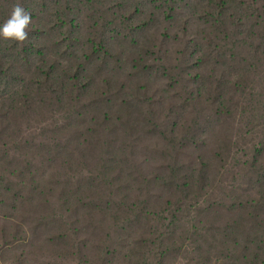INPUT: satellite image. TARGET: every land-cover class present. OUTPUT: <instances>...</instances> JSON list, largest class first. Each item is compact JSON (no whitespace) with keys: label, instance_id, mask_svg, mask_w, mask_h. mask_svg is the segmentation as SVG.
Segmentation results:
<instances>
[{"label":"rangeland","instance_id":"rangeland-1","mask_svg":"<svg viewBox=\"0 0 264 264\" xmlns=\"http://www.w3.org/2000/svg\"><path fill=\"white\" fill-rule=\"evenodd\" d=\"M58 1L0 0V25L3 6L31 15L22 45L0 38V264H264V169L238 147L253 108L240 128L219 114L242 116L264 70L238 78L221 50L233 33L216 32L207 0H173L178 14L164 0ZM123 39L132 57L111 58ZM105 95L113 116L97 120ZM45 109L70 118L44 122ZM41 126L48 148L35 152L26 142ZM65 143L68 168L54 153Z\"/></svg>","mask_w":264,"mask_h":264},{"label":"trees","instance_id":"trees-1","mask_svg":"<svg viewBox=\"0 0 264 264\" xmlns=\"http://www.w3.org/2000/svg\"><path fill=\"white\" fill-rule=\"evenodd\" d=\"M199 1V0H198ZM53 3L56 2V6L59 4L58 0H52ZM200 2V1H199ZM208 6L211 8L210 12H212L213 17L212 21L219 23L220 28L216 30L217 33L220 31H223L225 34L228 32L233 33V36L230 37V39L234 42H238L241 38L242 41H239L236 45V47H233L235 44H232L230 46H224L221 48L223 50V54L226 61H233L235 64H239L241 67V70L243 74H238V78H249V81L254 78V76L258 75L261 71L264 70V67L261 65V63L264 61V0H207ZM167 3V4H166ZM46 4V0H45ZM166 4V7H170L169 10L174 11L175 14L179 13V3L173 1V0H164V5ZM205 9L204 6H200ZM11 7L8 8L6 6H3V13L4 16L7 18L3 23H5L11 14ZM247 21V23H246ZM57 26L59 28L63 27V24L58 21ZM246 39L254 40V44H252L249 48H247V43L245 42ZM125 39H123L119 44L114 45V50L118 52L115 56H111V58L117 57L119 54H128L129 56L133 55V52L135 51L134 48L128 46L125 47ZM18 44V43H17ZM107 45L102 46L101 48L106 47ZM109 49V47H108ZM99 51L96 49L93 51V55H97ZM132 57V56H131ZM102 63H105V59H102ZM103 67V66H102ZM100 67V68H102ZM55 71V70H54ZM52 73L46 76H51ZM79 70H76L74 75L75 77H79ZM138 74V72H136ZM250 75V76H249ZM105 87H113L115 84L114 78L109 77L110 75L108 73L105 74ZM209 82L215 85L217 94L221 92L222 88V82L223 80H217L215 77V74L212 75L209 79ZM186 86V85H185ZM221 95V93H220ZM251 95V93H250ZM258 98L254 100V103L248 108V105L245 107L244 113L241 116L240 114H237L235 116H229V113L225 114L224 108L221 109L219 112L220 117H222V121L225 123L228 120L235 121L237 126L240 128L244 124L245 114L250 109L253 108L252 112L253 114V120L247 121V127L244 130L243 133V139L242 141L238 142V147L241 151V153H244L246 151L251 152V156L253 159H249L246 163L243 165H246V167L250 169H264V165L262 161L258 158L259 154L262 156L264 155V87L259 92H254V98ZM215 102V98L213 99V103ZM110 100L108 99V96L105 95L98 99L97 102L94 104L96 105V110L100 111L101 113H98L95 117L97 120H103V118H106V116L113 114L108 109V106H110ZM220 105H223L224 103L221 101L219 103ZM255 106V107H254ZM109 110V111H108ZM218 113V111H217ZM39 114L43 118L44 122H50L47 120H50L53 116H58L54 120H66L69 119V115L67 113H63L62 109H59V113L54 112L53 110H42L39 111ZM241 116V117H240ZM200 120V117H199ZM44 128L43 126L40 127V129L35 128L32 131V134L30 136L29 141L26 142L28 147L33 150L35 149V152L37 151H43L44 149L48 148L47 146V137L44 136ZM24 129L22 128L19 132L21 133ZM125 132V135L130 140L131 143L134 141L141 139V136L138 133H131L129 128L128 130L123 129ZM16 139V145H9V147H6L5 149V155L7 156V152H16L21 144H23L22 140H19L18 137H15ZM14 139V140H15ZM133 141V142H132ZM56 144H61V142H57ZM69 144L65 143L64 146L57 145L55 148V155L60 156L62 166L65 168H68V163L72 164L75 162L71 161V152L61 153L64 152ZM140 148L142 151L145 152L147 157L154 158L155 155H152L153 150L148 144H144L143 140H140ZM123 152H128V148L130 146L124 144L123 145ZM134 148V146H133ZM14 150V151H13ZM155 152L159 153L163 159L165 160L166 164L164 166H161L162 169L169 170L173 168V160L168 157V155L162 154L160 150H155ZM242 159V158H241ZM99 166V164H98ZM202 172L205 174L204 170H210L209 166L207 164H204L202 166ZM77 173L78 168L74 171H71L69 173V179L74 180L77 182ZM99 174V167L94 168L91 170V177L93 182L96 181L97 176ZM246 175V174H245ZM79 184L80 189H83L84 185ZM74 186V184L72 185ZM75 190H77V185H75ZM264 203V202H260Z\"/></svg>","mask_w":264,"mask_h":264},{"label":"clouds","instance_id":"clouds-1","mask_svg":"<svg viewBox=\"0 0 264 264\" xmlns=\"http://www.w3.org/2000/svg\"><path fill=\"white\" fill-rule=\"evenodd\" d=\"M30 24V13L20 4H15L9 19L3 25H0V38L22 45L28 39Z\"/></svg>","mask_w":264,"mask_h":264}]
</instances>
